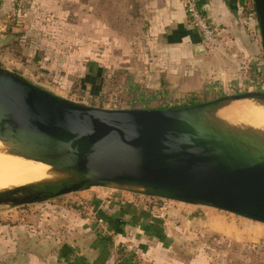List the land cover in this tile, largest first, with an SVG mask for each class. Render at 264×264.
Listing matches in <instances>:
<instances>
[{"label":"water","instance_id":"1","mask_svg":"<svg viewBox=\"0 0 264 264\" xmlns=\"http://www.w3.org/2000/svg\"><path fill=\"white\" fill-rule=\"evenodd\" d=\"M264 61V0H253ZM227 94L167 108H104L71 100L0 67V140L63 178L0 191V202L53 199L92 186L206 205L264 224V138L212 117Z\"/></svg>","mask_w":264,"mask_h":264},{"label":"crops","instance_id":"2","mask_svg":"<svg viewBox=\"0 0 264 264\" xmlns=\"http://www.w3.org/2000/svg\"><path fill=\"white\" fill-rule=\"evenodd\" d=\"M0 2L2 9L11 8L12 0ZM32 2L37 14L52 13L68 22L74 18L73 24L80 26L74 29L79 33L77 39L100 42V56L107 55L111 47L116 56L124 58L120 67L131 68L145 91L163 96L159 102L165 97L180 101L204 89L263 87L261 39L251 19L242 14L238 0H197L219 33L215 49L204 46L200 33L188 21L182 0ZM98 61L103 65L102 59ZM114 196L88 199L89 203L80 199L72 204L75 207L63 209L64 219L51 218L54 230L44 239L35 226L26 231L29 237L18 223L1 229L13 238L12 242L8 238L7 245L13 244L10 250L15 249L17 262L23 259L24 264L183 263L168 218L139 197ZM24 238L32 242L27 258ZM41 244L47 247L43 253Z\"/></svg>","mask_w":264,"mask_h":264},{"label":"rangeland","instance_id":"3","mask_svg":"<svg viewBox=\"0 0 264 264\" xmlns=\"http://www.w3.org/2000/svg\"><path fill=\"white\" fill-rule=\"evenodd\" d=\"M32 3V0H18L17 5V2L12 0L11 8L7 10L1 8L0 2V67L14 71L34 85L59 96L104 108H167L185 103L187 105L201 103L227 94L253 90L264 91L263 78L262 88L258 86L248 88L247 85H242L240 89L218 91L204 89L195 92L191 98L182 97L180 101H177V99L165 97L159 102L163 96L158 98L151 91H145L141 87L142 81L130 70L131 68L120 67L119 63H122L121 60L124 58L115 55L109 42L103 43L105 47H110L106 51L107 55L100 56L103 49L100 42H85L77 39L79 33L74 29L80 26L73 24L74 18L68 22L64 17L53 16L52 13L37 14L32 9ZM241 12L251 19L260 37L254 1L245 0ZM3 23L5 27L2 26ZM7 31H9L8 34ZM55 37L60 39L57 40ZM72 37L76 39H69ZM98 59L103 60V65L98 64L100 62ZM261 61L264 64L263 57ZM250 108L261 114L260 127H254L253 122L249 125V121L255 120L248 118L249 116H243L244 114L241 116L240 112L237 116L233 115L236 111ZM212 117L225 125L240 131L257 133L264 138V102L262 100L246 98L226 102L212 113ZM242 119L247 122L245 123ZM256 121L257 119L254 122ZM0 143L8 147V149H0V160L26 159L18 163L20 166L16 163L12 165V169L18 170L23 165L25 169L28 166V164L25 165L26 162L29 164L39 162L16 155L10 144L1 140ZM5 167L0 163L1 177L8 175L5 173L7 168ZM25 170L21 172V175L26 172ZM27 183H35V181L31 178L13 177L6 181L0 178V191ZM114 195L139 197L143 199L147 207H155L164 219L168 218L169 225L175 230L173 233L177 242L176 246L182 249L179 258L183 262L181 264H194L193 262L196 264H264V224L261 222L206 205L149 197L126 189L101 186H92L83 191L36 202L22 204L0 202V264H24L23 259L17 262L15 249L10 250L13 244L7 245L10 235L8 237L7 231L1 229L2 226L18 223L22 225L21 230L28 237L30 235L26 231H31L35 226L39 232V238L44 239L52 229V223L49 222L51 218L64 219L63 209L75 207L72 204L78 203L80 199L89 203L88 199L104 197L112 199L115 198ZM12 239V237L9 238L11 242ZM24 240L26 243L24 258H27L32 242L27 238ZM41 247V253L45 252L46 245L41 244Z\"/></svg>","mask_w":264,"mask_h":264},{"label":"bare ground","instance_id":"4","mask_svg":"<svg viewBox=\"0 0 264 264\" xmlns=\"http://www.w3.org/2000/svg\"><path fill=\"white\" fill-rule=\"evenodd\" d=\"M239 112H240L241 116L244 114L243 116H245V115L247 117L249 116L248 118H251L253 120L257 119L256 123L254 122L255 121L254 120V121H249L248 124L250 125V123L253 122L252 124H253V126L255 125L254 127H260L261 122H262V118H261V114L258 113L256 110L251 109V108L250 109H245V110H239V111L234 112L233 115L237 116V115H239ZM237 118L239 119L240 117L238 116ZM243 119H245V117ZM243 119H242V121H244ZM244 122L246 123L247 120H245ZM252 124H251V126H252ZM0 149H8V147H6L5 145L0 143ZM21 161H26V159H13V160L5 159V160H0V163L7 167V168L5 167L7 170L5 168L4 169L6 171L5 173L8 174V175H6L5 173H3V175L5 174L6 176L1 177V173H0V178L3 179L4 181H6V180H8L10 178H13V177H17V179L31 178L33 181L39 182V181H46V180H57V179L63 178L65 176L64 174L57 172L55 170V168L52 167L51 165L45 164V163L40 162V161L36 162V163L35 162L34 163H30V164L28 162H26V164L23 162V164H25V165L28 164L27 167L25 166L26 170L23 168L24 167L23 164H21V165H23V167H20V169H18V170H16V168L15 169L11 168V166L14 165L15 163L18 166H20V164H18V163H21ZM27 161H30V160H27ZM22 169L26 171L23 175H21L22 174L21 172H23ZM1 171H2V169H1ZM11 171H14V172L12 173ZM16 174H18L20 176V178ZM10 175H12V176H10ZM7 176H9V177H7Z\"/></svg>","mask_w":264,"mask_h":264},{"label":"built area","instance_id":"5","mask_svg":"<svg viewBox=\"0 0 264 264\" xmlns=\"http://www.w3.org/2000/svg\"><path fill=\"white\" fill-rule=\"evenodd\" d=\"M182 3L189 23L200 33L204 46L207 49L217 48L220 42L219 33L204 14L202 8L197 3V0H182Z\"/></svg>","mask_w":264,"mask_h":264},{"label":"trees","instance_id":"6","mask_svg":"<svg viewBox=\"0 0 264 264\" xmlns=\"http://www.w3.org/2000/svg\"><path fill=\"white\" fill-rule=\"evenodd\" d=\"M238 4H239V7L243 9V6L245 5V0H238ZM193 104H197V103H188V105H193ZM181 106H187V104H183V105H179L175 107H181Z\"/></svg>","mask_w":264,"mask_h":264}]
</instances>
